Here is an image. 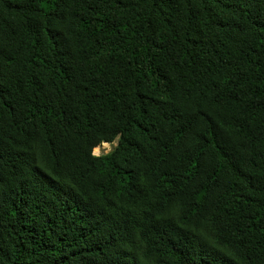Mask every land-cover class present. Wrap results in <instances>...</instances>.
Wrapping results in <instances>:
<instances>
[{
	"label": "trees",
	"instance_id": "1",
	"mask_svg": "<svg viewBox=\"0 0 264 264\" xmlns=\"http://www.w3.org/2000/svg\"><path fill=\"white\" fill-rule=\"evenodd\" d=\"M0 264H264V0H0Z\"/></svg>",
	"mask_w": 264,
	"mask_h": 264
},
{
	"label": "rangeland",
	"instance_id": "2",
	"mask_svg": "<svg viewBox=\"0 0 264 264\" xmlns=\"http://www.w3.org/2000/svg\"><path fill=\"white\" fill-rule=\"evenodd\" d=\"M116 143L114 144H106V145H101L98 147L97 150L94 151L95 155H103L109 153L114 147Z\"/></svg>",
	"mask_w": 264,
	"mask_h": 264
},
{
	"label": "bare ground",
	"instance_id": "3",
	"mask_svg": "<svg viewBox=\"0 0 264 264\" xmlns=\"http://www.w3.org/2000/svg\"><path fill=\"white\" fill-rule=\"evenodd\" d=\"M106 144H107V143H104V144H102V145H106ZM97 149H98V147H97L95 150H97ZM95 150H94V151H95Z\"/></svg>",
	"mask_w": 264,
	"mask_h": 264
}]
</instances>
